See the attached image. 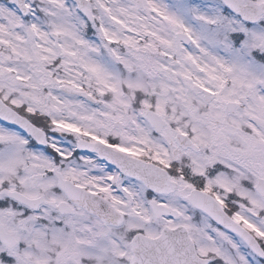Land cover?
Returning <instances> with one entry per match:
<instances>
[{"label":"snow or ice","instance_id":"6c2138e0","mask_svg":"<svg viewBox=\"0 0 264 264\" xmlns=\"http://www.w3.org/2000/svg\"><path fill=\"white\" fill-rule=\"evenodd\" d=\"M0 264H264V0H0Z\"/></svg>","mask_w":264,"mask_h":264}]
</instances>
